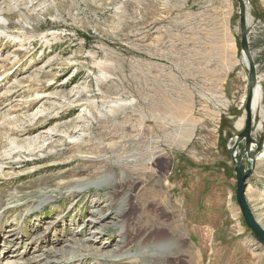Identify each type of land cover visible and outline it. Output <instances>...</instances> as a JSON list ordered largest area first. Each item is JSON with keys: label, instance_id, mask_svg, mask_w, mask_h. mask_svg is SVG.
I'll list each match as a JSON object with an SVG mask.
<instances>
[{"label": "rangeland", "instance_id": "374dc122", "mask_svg": "<svg viewBox=\"0 0 264 264\" xmlns=\"http://www.w3.org/2000/svg\"><path fill=\"white\" fill-rule=\"evenodd\" d=\"M245 1L264 91V0ZM239 12L238 0H0L2 264H129L142 255L139 264H264V244L237 203L229 150L249 92ZM261 109L252 136L264 144ZM244 146L236 157L247 168ZM140 159L156 161L159 189L174 206H153L165 237L142 236L120 256L110 244L120 225L94 202L111 203V187L128 180L113 164ZM142 185L123 192L117 208L131 194L140 208ZM247 196L258 219L264 158ZM13 223L18 229L4 235ZM94 236L102 251L85 249L99 246Z\"/></svg>", "mask_w": 264, "mask_h": 264}, {"label": "bare ground", "instance_id": "6f19581e", "mask_svg": "<svg viewBox=\"0 0 264 264\" xmlns=\"http://www.w3.org/2000/svg\"><path fill=\"white\" fill-rule=\"evenodd\" d=\"M247 17H248V20H249L250 15H249L248 11H247ZM248 25H249V22H248ZM1 35H2V33L0 32V37H1ZM243 59H244L245 65H246V67L248 69V60H247V58L245 57L244 54H243ZM263 100H264L263 86L261 85V83H258V80H257V85H256V87L254 89V96H253V101H252V111L255 112L257 110V108L262 107L261 113H260L261 114V120L259 121V125L257 126V130L258 131L259 130L262 131V129L264 128V106H262ZM243 118L239 122V125H238V127H240V128L242 127V124H243ZM44 134L45 135L46 134L50 135L51 133L47 131ZM142 140H136V141H139L141 144L144 145L146 143V140L145 141H142ZM258 143H259V141L257 139H254V141L252 142V145H251V147H252L251 151L252 152L256 151L257 160L258 159L261 160V159L264 158V150L263 151H259V152L257 151ZM153 146H154V144H153ZM263 147H264V144H262V149H263ZM36 149H37V147L36 148L35 147L32 148L30 153L34 154L37 151ZM154 153H155V151H154ZM158 153H160V152L158 151ZM51 156H53V155H51ZM236 156H237V154H235V157ZM155 163H156L155 160L152 163H150V162L147 163V162H144L142 159H140L138 166L134 165V164H131V163H124V164H119V165L113 164L112 167H116V168L126 167L127 168L128 180L127 181H125V180L123 181V180L120 179V181L118 183V186H119L120 189L118 187H115V188L111 187L110 197H109V202H111V203H108L107 199H105V203H103L102 205L99 204L98 200L96 202H94L95 203L94 206H99V208H101V210L103 212L107 213V211H110V213L113 214V215L110 216L109 222H113V225H115L116 223H119V225H120L118 236L121 237V238H114V239L110 240V244L116 245L118 247V249H116L115 252H117L116 254H118L120 256H124L125 254H127L126 252H124V250L126 248L131 249L133 247L134 243L137 242V240L140 237H142V236L147 237V236L151 235V236L148 237V239H151L152 237L154 238L151 242H154L155 240L158 242V240H160L161 237H165L164 233H161L160 229L157 226L155 227L152 224L153 223V218H155V217H153V214L156 211V210H153L154 209L153 206L154 205L157 206L158 204H161V207H162V206H164V204L168 205V203H170L172 206H174V205L172 204L170 199H168L167 197L165 198L163 196L164 195V189L163 188L161 190L159 189V186L161 185V184H159V181L161 183V179L156 176L155 170L150 166L151 164L155 165ZM157 163H159V162H157ZM66 172L70 173L69 170H67ZM68 183L69 184L72 183V180L67 181L66 183H64V185H68ZM140 184H143L141 187L145 190V193L142 196V198H143L142 199V206L140 207L141 208V214L139 213V209L140 208L133 201V197L134 196L132 194H131L130 197H128L125 200V203H124L123 207L121 209H118L117 208V204H118V201H120L123 198V196H124L123 192H125L126 190L132 191V188H136ZM64 185L63 184L57 185L58 190H61V188H63ZM157 186H158V188H157ZM77 192L78 191H74V190L70 191L68 196H74L75 197V196H77ZM78 194H79V192H78ZM78 196H77V198H78ZM247 199H248V196H247ZM248 202H249V199H248ZM100 205H101V207H100ZM18 207H20V205H18V204L14 205L13 207H8L7 210L3 211L4 212V216L7 217L9 212H12V211L16 210ZM91 220H93L94 223L98 222V219H96V218H90L89 221H91ZM257 220L260 222V224L264 228V212H260V215L258 216ZM14 223L12 225H10V226H9V224L5 225V229H3L4 232H5V233H3L4 235L7 234L8 232H11L12 234H14V232L18 229L15 226ZM149 226H151V231L147 233V230H148ZM53 227H55V226H53ZM86 228H87V226H86ZM104 229H105L106 232L107 231L109 233L112 232L110 226H104ZM135 231H137V235L135 237L131 238V234H134ZM90 239L93 240V241H98L97 240L98 238H96L95 236L90 238ZM98 242L97 243L99 244V246H97V248L94 247L95 245L94 246L91 245L92 244L91 243V244H87L85 249H87L88 251H90V250H95V251H98V252L102 251L103 247H101V246H104V243L100 242V241H98ZM28 248L30 249V247H28ZM80 251H81V249H80V246H79V252ZM106 252L109 253L111 251L107 250ZM107 253H104L103 256L104 257L108 256ZM82 256H84V257H82ZM88 257H89V255L84 254V253H79V254L78 253H74L73 256H72V258H76L77 260L80 259V258L87 259ZM144 257L145 256L142 255V256L137 257L136 259H129V260H126L125 263L139 264V262H141ZM46 259H47V257H46ZM48 262H50L49 259L48 260H44L42 262V264H46ZM122 262H124V261H122ZM0 263H1V260H0ZM83 263H84V261H83ZM113 264H115V263L113 262Z\"/></svg>", "mask_w": 264, "mask_h": 264}, {"label": "water", "instance_id": "95a60500", "mask_svg": "<svg viewBox=\"0 0 264 264\" xmlns=\"http://www.w3.org/2000/svg\"><path fill=\"white\" fill-rule=\"evenodd\" d=\"M239 9H240V35H241V49L248 60V73H249V92L247 95V100L245 103V121L243 130L236 136L235 143L232 147H229L232 160L235 167L236 172V180H237V189H236V199L237 203L241 208L244 220L246 225L253 231L255 238L264 244V228L257 220L255 213L248 202L247 199V188L249 178L252 176L254 169L257 164V154L256 152H252V142L254 141V137L252 136L253 131V111H252V101L254 96V89L257 85V70H256V62L254 61L252 51L249 46V29H248V17L247 11L248 6L245 0H238ZM244 142V150L243 154L248 155L251 161V166L245 167L244 163L238 158L235 157V154L238 152V148L240 147V143ZM263 140H260L257 145V151L262 150Z\"/></svg>", "mask_w": 264, "mask_h": 264}, {"label": "built area", "instance_id": "2783aa9c", "mask_svg": "<svg viewBox=\"0 0 264 264\" xmlns=\"http://www.w3.org/2000/svg\"><path fill=\"white\" fill-rule=\"evenodd\" d=\"M258 66V63L256 64V67Z\"/></svg>", "mask_w": 264, "mask_h": 264}]
</instances>
